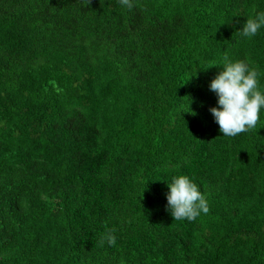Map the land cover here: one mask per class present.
<instances>
[{
	"label": "trees",
	"instance_id": "trees-1",
	"mask_svg": "<svg viewBox=\"0 0 264 264\" xmlns=\"http://www.w3.org/2000/svg\"><path fill=\"white\" fill-rule=\"evenodd\" d=\"M132 3L0 0V264H264V109L225 137L208 87L225 54L264 87V0Z\"/></svg>",
	"mask_w": 264,
	"mask_h": 264
},
{
	"label": "clouds",
	"instance_id": "clouds-1",
	"mask_svg": "<svg viewBox=\"0 0 264 264\" xmlns=\"http://www.w3.org/2000/svg\"><path fill=\"white\" fill-rule=\"evenodd\" d=\"M122 6L132 9V0H119ZM264 28V11H257L246 18L238 31L243 38L250 39ZM221 71L209 82V90L217 97L218 107H210L214 121L219 131L225 137H235L240 133L255 128L260 113L264 109V87L259 82L260 73L244 60H232L225 54L219 64ZM167 210L174 220L189 222L202 213L209 212L206 195L199 189L197 183L186 174L178 173L167 182ZM102 240L112 245L116 242L115 235L107 232Z\"/></svg>",
	"mask_w": 264,
	"mask_h": 264
}]
</instances>
